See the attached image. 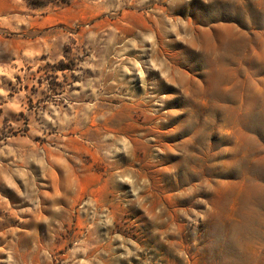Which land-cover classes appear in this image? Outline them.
Instances as JSON below:
<instances>
[{"label":"rangeland","instance_id":"obj_1","mask_svg":"<svg viewBox=\"0 0 264 264\" xmlns=\"http://www.w3.org/2000/svg\"><path fill=\"white\" fill-rule=\"evenodd\" d=\"M0 264H264V0H0Z\"/></svg>","mask_w":264,"mask_h":264}]
</instances>
